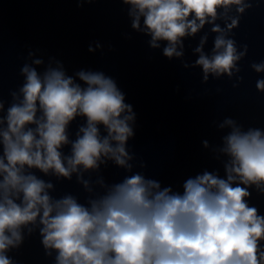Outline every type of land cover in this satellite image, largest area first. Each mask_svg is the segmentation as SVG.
I'll use <instances>...</instances> for the list:
<instances>
[{"label":"clouds","instance_id":"9594fccd","mask_svg":"<svg viewBox=\"0 0 264 264\" xmlns=\"http://www.w3.org/2000/svg\"><path fill=\"white\" fill-rule=\"evenodd\" d=\"M121 2L130 6L133 29L141 30L143 18L153 48L167 42L163 54L168 58L181 57L177 46L183 48L184 38L212 25L217 35L211 56L203 51L206 35L195 49L204 80L209 74L231 78L240 72L237 65L247 45L238 50L229 34L252 7L251 0ZM233 6L237 15L230 16ZM218 19L225 20L224 27ZM251 67L264 72V62ZM21 72L22 98L12 92L18 102L0 115V125H6L0 129V264H15L8 253L21 247L24 229L31 235L30 226L37 222L46 255L57 253L55 264H264V215L248 204L249 189L264 186V129L245 131L227 119L231 131L220 149L229 157L226 178L204 171L184 181L182 194L133 173L87 206L72 195L53 199L47 191L52 183L29 169L71 180L73 173L98 170L111 160L131 172L126 146L134 135L128 123L133 116L124 113L132 108L113 79L101 72H77L82 84L62 67L41 74L25 65ZM256 88L264 93V79L257 80ZM4 109L0 99V113ZM77 117L86 118V126L70 141L69 125ZM69 144L71 154L65 156L62 149Z\"/></svg>","mask_w":264,"mask_h":264},{"label":"water","instance_id":"95a60500","mask_svg":"<svg viewBox=\"0 0 264 264\" xmlns=\"http://www.w3.org/2000/svg\"><path fill=\"white\" fill-rule=\"evenodd\" d=\"M251 2L239 26L229 34L238 50L247 45V53L237 65L240 72L231 78L209 74L205 81L201 67L195 64L200 55L195 49L206 35L203 51L211 56L217 33L211 32L210 24L194 37L184 38L183 48L177 46V51L183 52L181 57L168 58L163 54L167 42L158 41L159 46L153 48L151 35L143 30V18L141 30L133 29L130 6L121 0H0V99L5 104L0 115H6L7 108L18 102L12 92L22 98L19 88L25 82L21 72L25 65L41 74L48 67H62L81 84L77 72H101L113 79L132 108L131 113H124L133 116L128 123L134 135L126 146L132 156L131 172L111 160L98 170L81 169L71 180L38 169L28 171L52 183L47 191L53 199L72 195L86 206L133 173L171 188L183 186L187 178L204 171L226 176L224 165L229 157L220 149L231 127L225 121L232 119L245 131L249 127L264 129V93L256 88L264 72L251 67L264 62V0ZM229 15H237L235 6ZM216 23L224 27L225 20ZM37 59L42 64L36 65ZM81 126H86L84 117L69 125L70 141L76 139ZM3 127L6 125H0ZM62 153L70 155L71 144ZM30 227L32 234L25 228L24 243L9 256L41 240L42 226L37 222Z\"/></svg>","mask_w":264,"mask_h":264}]
</instances>
